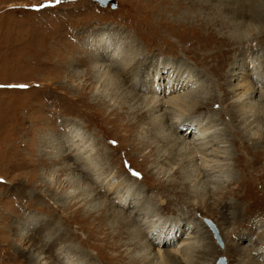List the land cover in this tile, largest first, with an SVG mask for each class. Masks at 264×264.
<instances>
[{
  "label": "rangeland",
  "instance_id": "rangeland-1",
  "mask_svg": "<svg viewBox=\"0 0 264 264\" xmlns=\"http://www.w3.org/2000/svg\"><path fill=\"white\" fill-rule=\"evenodd\" d=\"M46 2L0 0V264H34L30 253L36 248H43L48 264H165L163 258H140L148 249L140 232L159 238L162 224L180 219L184 226L188 213L202 228L201 241L190 240V254L200 256L194 262L217 264L223 255L225 264H264V102L255 97L247 108L239 103L238 112L227 91L231 70L264 59V10L243 11L239 0H53L40 10L32 7ZM115 37L122 48H142L134 77L160 62H168L174 75L185 65L199 72L196 95L211 97L194 113L211 123L217 118L228 152L203 177L188 174L198 182L193 187L173 183L192 163L158 160L159 150L169 146L148 140L146 131L170 132L159 131L139 107L132 81L118 68L122 64L105 59L112 45L100 44ZM153 73L140 81L149 82ZM21 84L27 87H8ZM248 115L257 135L245 128ZM76 137L86 144L85 172L83 161L74 169V153L66 151ZM254 140L263 146L253 148ZM196 156L202 159L199 149ZM170 167L174 176H163ZM97 173L111 176L99 186L93 181ZM109 178L113 186L125 179L139 187V200L150 204L140 205L143 224L100 216L106 200L116 202ZM202 189H209L206 198ZM205 218L218 229L222 246ZM153 238V246L168 248Z\"/></svg>",
  "mask_w": 264,
  "mask_h": 264
},
{
  "label": "bare ground",
  "instance_id": "bare-ground-1",
  "mask_svg": "<svg viewBox=\"0 0 264 264\" xmlns=\"http://www.w3.org/2000/svg\"><path fill=\"white\" fill-rule=\"evenodd\" d=\"M176 5L177 6L180 5L178 3V1H176ZM239 5L243 11L248 9V12H251V10H253L252 11L253 14H254L255 9H257L259 11V13L262 10H264V0H239ZM118 39H119L118 37H115L114 39L111 38V39H108L106 44L105 43L100 44L101 47H107L109 44L112 45L111 46L112 50L107 56H105V59H108V60L111 59L110 62H113V60H115L114 63L118 62V63L122 64V66L121 65L118 66L117 64L116 65L120 69L121 74L124 75L130 81H132L130 83L132 84V86L134 87V90H135L133 96H134V98L139 100V102H140L139 107L144 109L145 115L152 117L153 120H150V121L154 124V126L157 129H159V131H167L168 130V133L170 132L167 135H161L160 132L156 131V129H151V130L146 131V133L149 134L148 140L151 139L155 143H162V144H165V146H169L166 149L159 150L158 160L160 162L162 161L163 163H165L166 161H169V160H172L174 162L177 161L178 164L182 165L183 164L182 158H184V159H187V162H186L187 167L189 166L188 165L189 163H192V166L190 165L189 171H186V170L182 171V172L180 171L182 174L179 177V180H173V183H177L178 186L180 184H185L184 182H188L189 187H190V186H192L190 183L196 181L195 179L197 177L195 175H199V176L203 177V174L207 170L215 169L213 167V165L210 163L213 161H217V159H219V158L221 159V157L225 156L224 153L228 152V149L226 148L228 145H225L224 142H226V141L223 140V138L221 137L220 131L217 130V129H220V128H218V126L220 124L218 123L217 118L216 117L213 118V120H212L213 124H212L211 120H209L212 118H209L207 121H204V120H206V118H204V117L202 118L201 116L194 113L195 109H197L198 107H201V105L209 103L208 101H209L211 96L210 97L207 96L204 99H202V98L199 99V97H197L196 94H200V91L196 89L197 86H200V84L198 82L199 72L196 71L195 73H193L194 69L189 68L187 65H185L187 68V70L185 69L186 71H182L179 67L175 71L177 73V75H174V70L173 69L171 70V66L169 65L168 62H160V64L156 65L155 68L146 67V70H143L142 73L139 75V77H136V76L134 77L133 76V73L135 70V68L133 67V64L135 63L134 60L139 59L138 55H139V53H142V48L138 44L133 46L132 44H129V43L124 44V47L122 48ZM233 39L239 41V37L233 38ZM217 44H219V43L217 42ZM137 46H139L141 48V52H138L140 48H138ZM126 47H130L129 51H127ZM219 47H220V44H219ZM212 49H213V47H212ZM194 54L195 53H193V55ZM185 56H187V55H185ZM100 57H101L100 59H103L102 56H100ZM258 58H260V56ZM263 62H264V59L262 60L261 63L258 62V64L255 67L253 66V63H250V61L241 62V68H239L237 70H231V72L229 73V77H230L229 81H231V82L229 83V87H228L227 91L232 96L231 101L233 99H235L236 109L238 108L237 109L238 112H239V103H241L242 106L252 105L251 99H253L255 97H257L259 102H264V75H263L264 63ZM101 64H104V62H101L100 65ZM249 64H252V66L250 68H249ZM166 65H168V67ZM208 65H209V63H208ZM145 66H147V65H145ZM251 69H252V71L250 72L249 70H251ZM153 70L155 71V73H153L149 82H147V81L145 82V80L140 81V77L143 76V74L145 72L148 73L149 71H153ZM138 72L140 73V69H138ZM163 75L165 76L164 78H163ZM174 76H175V78H173ZM214 79H216V78H214ZM212 80H213V77H212ZM135 82L138 84H136ZM131 84L128 83L127 85L129 86ZM246 108H243V109L240 108V110H241L240 113L243 112L245 114V112L247 111ZM147 113H149V114H147ZM240 113H238V114H240ZM246 113H248V112H246ZM194 114H196V115H194ZM231 115H233V112L231 113ZM136 117H137V115H136ZM249 117H251V115H248V118H245L248 120V121L246 120L247 124H245L243 122L246 125L245 128L247 127L246 129L249 131V133H250V131L252 132V130H254L252 134L257 135L258 134L257 133V129H258L257 124L254 123L253 119H249ZM145 119L147 120V117ZM215 126H216V128H213ZM261 136H262V134H259L257 137H254V138L260 139ZM191 139H193L194 142L196 141V143H195L196 146H194V144H193L194 142L192 143L193 140H191ZM251 140H253V138ZM261 142L262 141L259 142V140H254L253 148H255V149L259 148L260 149V147H262L263 145L258 146L257 143H261ZM85 145L86 144H84L83 140H81L79 137H76L73 141L70 142L69 145H67V148H66V151H67V149H69L74 153V155L72 154L74 160L76 161V164H74L75 165L74 169L78 170L79 166L81 164V162H79V161H83L82 166H80V167L83 169L84 172L87 169L83 165H84V163L87 164V161L85 158L86 155L84 156L81 152H83V151L85 152V150L87 149L85 147ZM87 146H89V145H87ZM88 149L93 150L92 148H89V147H88ZM198 149L202 153V159L200 158V160H199V156L198 157L196 156ZM254 151H256V150H254ZM259 152H261V151H259ZM81 154L84 156V159L82 158V156H80ZM66 155H68V153ZM175 156H178V157H175ZM224 158H226V157H224ZM246 158H248V157H246ZM233 159H235V158H233ZM233 162H234V160H233ZM258 162H259V160H258ZM238 165H239V163H238ZM168 166H170V165H168ZM217 168H219V166H217ZM172 169L173 168H171V167H170V169H164L163 176H167L170 178L173 177L174 173H171V176H170V171ZM245 169L247 170V168H245ZM204 170H205V172H204ZM216 170H218V169H216ZM227 171H225V173ZM109 174L110 173H106L103 176L102 173H99V174L97 173L95 175L97 178L94 177L95 179L94 178H92V179H94L93 181L95 183L98 182V185L101 186L103 184V180L106 179L107 176H109ZM188 174H193L192 176H194L196 178L193 179ZM218 175H219V173H218ZM113 177H114V175H113ZM210 179L212 181L216 180V178H214V176L212 177L211 175H210ZM224 179H226V178H224ZM99 180H101V181H99ZM110 181H111V179L109 181H107L106 184L109 185L108 189H111L113 187V193L115 195L116 202L115 203L112 202L113 203L112 204L113 207H112V205L109 204L111 201L106 200V201H108V205H106L104 203L105 205L103 204L101 206V210L99 211L100 216L103 217L105 220L107 218H110V219H112L111 221L116 222L118 224H120L121 222H126L127 224H129V222L134 223L135 220L140 221V223L143 224L144 223L143 217H146V216L144 215L142 217L141 215H139L140 214L139 210L146 212L145 206L150 207L149 206L150 204L148 205V204H145L143 202L141 203V201L139 200L142 198L141 196H139V190H138L139 187H136V185L133 186L132 183H130V181L125 180V179L117 180L114 184L115 186H113L112 185L113 183ZM207 192H209V189L206 192L204 191L206 196L201 194L202 197L206 198ZM106 193H108V192H106ZM111 198L114 199L113 197H111ZM219 198H218V200H219ZM181 203H183V202H181ZM140 205L144 206L145 208L140 207ZM98 207H100V204L98 205ZM152 212L153 211H151V214H152ZM231 214L233 215V212H231ZM186 217H187L188 222L185 223V225H184V226H186L185 228L183 225H181L180 219H176L172 223L162 224V227L160 228V230H162L161 231L162 236L160 235V237L156 238V239H154L153 237H157V236L154 235L152 232H150V233L148 232L147 234H146L147 231L146 232L145 231L140 232L141 234H143L142 238L145 242V245L147 244V246H148V249H146L145 252H143V255L140 256V258L151 259L152 262L159 260V258H163L165 261L166 260L168 261V263L165 262V264H200L197 262L196 259L194 262V260L192 258V257L199 258L200 256L196 255V254H199V251H196V253L194 255H191L190 254L191 250L189 249V247L192 248L190 246V240L191 239L194 240L196 243H199V241H201V240H199L198 235H199V232H201L202 228H199L200 226L197 224V222H194V218L189 213L185 214V218ZM101 220H100V222H101ZM146 220H147V218H146ZM149 220H151V219H149ZM152 221H154V220H152ZM150 226L154 227V225H150ZM149 229L150 228H148V230ZM187 230H191L190 233H187ZM192 233H193V235H191ZM203 233H204V231H203ZM163 234H165V236H163ZM177 234H179V236H177ZM180 237H181V239H180ZM150 238L154 239L153 242L155 245H157V243L160 242L162 245H164L165 247L167 246L168 248L167 249L165 248V250H161V248H158L159 246L158 247L153 246L149 241ZM161 238H163V240H161ZM85 240H86V238H85ZM81 243H83V242H81ZM192 245H193V242H192ZM111 247H112V245H111ZM42 250H43V248H42ZM42 250L37 249V248L33 249V250L31 249L30 257L33 259L34 264H48V262L44 261V258L46 256H44V253ZM192 250L194 251V248ZM59 253H62V251H60ZM190 259H191V262H189Z\"/></svg>",
  "mask_w": 264,
  "mask_h": 264
},
{
  "label": "water",
  "instance_id": "water-1",
  "mask_svg": "<svg viewBox=\"0 0 264 264\" xmlns=\"http://www.w3.org/2000/svg\"><path fill=\"white\" fill-rule=\"evenodd\" d=\"M109 0H107L108 3ZM97 3H99L100 5H106L107 3H101V0H96ZM205 222L209 225L210 229L213 231L214 234V238L216 239V241L218 242V244L220 246H222V241L221 238L219 236V232L218 229L216 228V226L213 224V222L207 218H205ZM217 264H225V258L223 255L219 256Z\"/></svg>",
  "mask_w": 264,
  "mask_h": 264
},
{
  "label": "snow or ice",
  "instance_id": "snow-or-ice-1",
  "mask_svg": "<svg viewBox=\"0 0 264 264\" xmlns=\"http://www.w3.org/2000/svg\"><path fill=\"white\" fill-rule=\"evenodd\" d=\"M52 2H53V0H47V2L44 3V4L33 5L32 7H33L35 10H40V9H42V8H44V7L50 6ZM54 2H55L56 4H59V3H61V0H54ZM101 3H107V0H101ZM3 87H5V85H0V88H3ZM8 87L26 88L27 85H23V84H21V85H8ZM113 143H115V141H113ZM134 175H139V174H138V173H134Z\"/></svg>",
  "mask_w": 264,
  "mask_h": 264
}]
</instances>
